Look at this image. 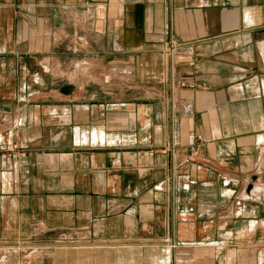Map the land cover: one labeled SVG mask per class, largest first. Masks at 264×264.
<instances>
[{"label":"crops","instance_id":"0c3cea01","mask_svg":"<svg viewBox=\"0 0 264 264\" xmlns=\"http://www.w3.org/2000/svg\"><path fill=\"white\" fill-rule=\"evenodd\" d=\"M0 264H264V0H0Z\"/></svg>","mask_w":264,"mask_h":264},{"label":"built area","instance_id":"2783aa9c","mask_svg":"<svg viewBox=\"0 0 264 264\" xmlns=\"http://www.w3.org/2000/svg\"><path fill=\"white\" fill-rule=\"evenodd\" d=\"M5 151H6V154L9 155L11 158H19V157L25 156V152L21 151V149L16 143L6 148Z\"/></svg>","mask_w":264,"mask_h":264},{"label":"rangeland","instance_id":"374dc122","mask_svg":"<svg viewBox=\"0 0 264 264\" xmlns=\"http://www.w3.org/2000/svg\"><path fill=\"white\" fill-rule=\"evenodd\" d=\"M68 77H69V75H68ZM70 77L73 78V77H74V74H70ZM70 77H69V78H70Z\"/></svg>","mask_w":264,"mask_h":264}]
</instances>
